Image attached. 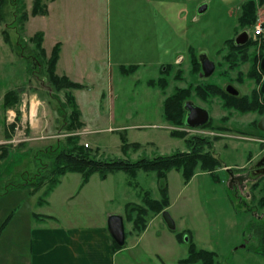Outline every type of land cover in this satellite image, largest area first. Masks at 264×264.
<instances>
[{"label": "rangeland", "instance_id": "1", "mask_svg": "<svg viewBox=\"0 0 264 264\" xmlns=\"http://www.w3.org/2000/svg\"><path fill=\"white\" fill-rule=\"evenodd\" d=\"M50 1L40 0L39 11L46 6L47 13ZM65 1L52 5L47 16L30 15L33 0H18L15 6L1 4L0 89L10 87L17 92L22 88L24 93L21 91L19 98L26 103V114L19 121L18 130L8 129L11 139L4 137L6 127L0 121V144H10L7 155L0 160V264H29L30 230L41 221L46 223L45 217L39 215L41 213L55 215L64 225L71 223L82 227L106 220L105 214L109 211L123 218L125 246L118 253L117 264H180L179 260L188 253L187 236L196 248L216 252L220 264H264V254L258 253L264 247L261 234L264 205L259 204L264 192V173L253 171L256 161L264 155V132L257 127L263 114L257 110L239 112L227 108L220 95L207 93L203 99L197 97L198 83L213 84L224 93L226 86L231 85L239 96L258 92L263 75H259L257 57L264 42L252 34L256 24L264 23L261 13L264 0H254L255 24L244 28L249 33L247 44L249 40L252 42L239 51L231 45L234 37L244 30L238 27L237 18L241 5L247 0H155L154 16L147 21L148 29L149 26L152 28L148 32L151 42L147 47H154L152 59L159 53L163 59H170L160 65L113 62L110 79L107 77L104 83L94 84L99 103L101 86L105 93L107 87L112 88L110 108H92L98 113L112 114L113 122L103 126L93 123L91 131L85 135L81 134L80 128L65 129L72 106L62 104L73 89L56 90L48 82L45 61L50 57L53 37L60 33L59 37L65 38L68 26L81 22L90 26L100 24L112 31L121 28L120 35L111 33L110 51L112 55L117 52L128 58L132 52H138L137 45L128 40L130 29L134 28L130 26L136 21L140 24L145 17L131 15L113 19L107 12L100 18H86L68 12L63 5ZM167 2L168 10L160 13L158 3H164L165 7ZM179 4L182 8L174 11ZM201 6L205 9L199 12ZM156 10H159L158 15ZM24 13L28 15L25 21L22 20ZM41 30L46 32L41 47L49 48L48 51L44 49V55L29 40ZM21 38L27 44L18 48L16 44ZM104 41L108 42L107 33ZM178 43L179 52L172 54V44ZM200 53H205L216 64L214 73L207 78L198 75ZM121 65L134 67L123 73L119 69ZM253 66L256 67L255 74ZM179 89L189 93L183 104L192 101L209 111V124L191 128L184 125V120L183 124L177 125L164 119V101ZM74 102L77 105L75 97ZM60 107L66 109L63 116L57 111ZM28 108H38L36 113L32 112V127L27 125ZM0 118H6L2 110ZM11 120H14L12 115L8 118L9 123ZM173 131L183 132L184 136L179 137ZM192 135L208 136L212 140L210 152L221 160V167L211 173L196 170L187 182L175 169H171L164 180H159L154 171L143 169L138 170L135 177L115 170L107 174L105 181L94 173L85 184L81 183L79 173L70 172L61 176L59 183L45 194L55 176L52 166H46L51 159L40 150L57 141L62 142L68 136H75L76 144L85 146L86 143L90 150L98 148V157L136 160L185 151L184 139ZM122 137L129 144L125 152ZM137 143L138 147L132 145ZM247 158L254 160L248 162ZM41 174L43 184L32 190L29 185L37 182ZM164 185L170 202L166 210L175 228H168L158 214L137 236L131 222L125 219V204H142L145 191L158 199ZM176 232L186 235L183 241L176 239Z\"/></svg>", "mask_w": 264, "mask_h": 264}, {"label": "crops", "instance_id": "2", "mask_svg": "<svg viewBox=\"0 0 264 264\" xmlns=\"http://www.w3.org/2000/svg\"><path fill=\"white\" fill-rule=\"evenodd\" d=\"M59 1L61 0H53L47 3L48 11L46 15L40 16L49 15L51 6L56 5ZM154 1L155 0H66L65 4L62 3L68 12L72 11V14L76 13L86 18H90V16L100 18L107 15V12H109L110 18L113 19L120 17L127 18V16L131 15L145 17L144 21L142 20L140 24L136 21L134 25L130 26L134 28L130 29L128 40L137 45L136 48L138 52H132V56L128 58H123L121 55H118L117 52L112 55L110 51L111 33L120 35V32L123 31L121 28L112 31L108 27H104L100 24H93L90 26L81 22L80 25L68 26L65 38L61 39L59 37V35H61L60 33L58 37L57 35L53 37V45L55 43L60 44L55 65L56 74L65 75L71 81L83 85L82 88L72 90V94L76 98L77 106L80 109V121L83 124L81 128L82 135L91 131L90 128L93 123H100L103 126L113 122L114 116L112 114L109 115L107 112L98 113L97 110H92V108H110L113 96L111 93L112 88L107 87V93H105L104 87L101 86V102L99 103V100H96L98 95L94 90V84H100V82L104 83L107 77L108 80L110 79L112 71L111 65L113 62L118 63L122 61L124 62L122 65H145L148 62L160 65L170 59H163L161 53L156 56V59H152L154 56L151 55V53H153L152 49L154 47L151 46L150 49L147 47L151 42V38L148 37V32L152 31L150 26L148 29L147 21L154 16ZM164 5V3H158V7H161L159 8L160 13H165V10H168L169 3L167 2L165 7ZM181 8L179 4L175 6L173 10L178 12ZM159 10L154 12H157L158 15ZM261 13L264 19V5ZM41 32L43 33L42 44H44L46 32L43 30H41ZM105 33H107L108 42L104 41ZM56 34H58V32ZM178 34L179 32L177 31V35ZM178 41L179 39L175 43ZM43 47L45 51H48V46ZM171 48L172 54L178 53L179 43L176 45L172 44ZM115 49H117V47ZM149 50L150 52H148ZM148 57L151 58L147 59ZM153 60H156V62H152ZM11 90L15 92V90L10 87L0 89V110L6 114L5 119L0 118V121L6 127L5 138H7L6 134L10 133L8 131V129H11L10 125L13 124L14 128L18 130L19 121H22V118L26 114V103L24 100L20 101L19 98L21 91H23L22 88L15 92L17 93L18 99L15 105L9 107L3 105L4 94ZM87 108H90V110ZM37 110L38 108H28V127L33 126L32 112L36 113ZM10 115L13 116L14 120H11L12 122L9 123L8 118H10ZM109 128L110 127H108V129ZM247 160L251 162L254 158H247ZM106 179L107 177L103 180L105 181ZM114 214L116 213L112 211L107 212L105 214V219L107 220L109 216ZM39 215L45 217L46 223L41 221L35 224L30 230L29 264H117V256L121 248H113V238L108 230L106 220L92 223L93 225L75 227L71 223L69 225L62 224L57 217L52 214L41 213ZM157 217L158 215L154 216L152 219H156ZM124 246L125 245H123V247Z\"/></svg>", "mask_w": 264, "mask_h": 264}, {"label": "trees", "instance_id": "3", "mask_svg": "<svg viewBox=\"0 0 264 264\" xmlns=\"http://www.w3.org/2000/svg\"><path fill=\"white\" fill-rule=\"evenodd\" d=\"M53 1V0H51ZM11 6H15L14 4L18 3V0H0V13H1V4H8ZM40 6V0H33V6L30 12V15H43L46 13V6H43V10L39 11L38 7ZM27 13L23 14L22 20H27ZM0 19H3L0 15ZM256 21V3L254 0H247L241 5V12L237 18V24L240 29H246V27H251L255 24ZM264 29V24L262 25ZM5 32V30H4ZM22 39V40H21ZM18 39L16 46L19 48L26 47V41L21 38ZM33 44H35L36 49L44 55V49L41 47V43L43 41V33L41 31L35 32L29 39ZM23 41V44H22ZM252 42L249 40V43ZM248 43V44H249ZM247 44V45H248ZM59 43H55L51 49L50 57L46 60V74L48 76V82L55 89H79L82 88L83 85L73 82L69 80L65 75H57L55 74V65L58 58L59 53ZM246 44L242 47H236L234 44L231 45V48L234 50H242ZM264 44L261 46V52L257 57L259 60L263 56ZM29 51L33 52L34 49L28 48ZM134 67V66H129ZM129 67L120 66L119 69L121 72H125L129 69ZM125 70V71H124ZM256 73V67L253 66V74ZM259 75L262 76L261 73ZM164 80H161L163 83ZM56 89V90H57ZM210 91L212 95H220L225 100L226 106L239 107L234 108L239 112L246 111H255L257 110L261 114L264 115V104L260 102V94L259 92H253V94L249 96H233L228 93L220 92L219 88L215 85L207 84L205 87H202L200 91L206 93ZM188 90L179 89L175 94L167 97L164 101L163 115L164 119L169 123L181 125L183 124L185 111L182 106L185 97L187 96ZM207 94V93H206ZM17 95L14 91H8L4 94L3 97V105L5 107L13 106L17 102ZM66 103L72 106V110L69 114V123L65 126V129L68 131L72 128H82L83 124L80 121V111L77 108V105L74 102L73 95L69 92L66 95ZM259 107V108H257ZM57 111L62 113V116L65 115V108H57ZM66 121V118L62 120L63 124ZM11 130H13L14 125L11 124ZM74 126V127H73ZM177 136L183 137V132H176ZM10 133L6 134L7 138H10ZM123 144L122 149L125 152V149L128 148V143L121 138ZM77 138L75 136H68L64 141H57L56 144L46 146L42 148L40 152H42L45 156L51 159L50 164L52 166V173H54L55 179H51V184L49 187L45 189V194H47L52 188H54L59 183V178L66 173L76 172L81 175V183L85 184L89 178L94 173H98L101 179H105L109 172L115 170H122L127 172L131 177H135L136 172L140 169L143 170H152L156 173V177L159 180H164L166 178L167 173L171 169H175L181 172L183 179L187 182L195 171L200 172H209L211 173L216 168L221 167V160L210 152L212 147V142L201 138L197 135H192L190 137H186L184 139L185 151H175L171 154H157L153 157H140L136 160H131L128 158H101L96 156L98 148L94 150H90L87 148L88 146L78 145ZM10 144H0V160L3 159L7 155V148ZM133 146L138 147L139 144H132ZM47 170V168H46ZM213 176V175H212ZM44 176H38V181L32 183V190L39 189L43 184L42 178ZM144 196L142 198V204H133L126 203L125 204V219L130 221L132 224V230L134 234L139 236L147 227L149 220L161 214L166 208L170 205L169 197L167 194V187L164 185L160 189L159 198H153L150 195L149 191H145ZM259 204L264 205V192L262 196L259 198ZM134 212V214H133ZM263 239H264V228L261 231ZM184 233L176 232L175 237L178 241H183ZM187 240L189 241L188 253L184 258L179 260L180 264H220L217 260V253L212 250H207L203 248H196L195 244L191 241V237L187 236ZM123 246L117 244L113 240V248L119 249ZM258 253L264 254V247L258 250Z\"/></svg>", "mask_w": 264, "mask_h": 264}, {"label": "water", "instance_id": "4", "mask_svg": "<svg viewBox=\"0 0 264 264\" xmlns=\"http://www.w3.org/2000/svg\"><path fill=\"white\" fill-rule=\"evenodd\" d=\"M204 9L205 6H201L198 9V11L202 12ZM248 39H249V33L247 30L244 29L234 37L233 43L236 47H242L245 44H247ZM198 60L201 64L203 75L205 77H209L210 75H212L213 72L215 71L214 62L210 60L205 53H200L198 55ZM258 67L260 72L264 74V54L259 60ZM225 89L226 92H228L231 95L238 94V91L231 85H227ZM259 94L261 96L260 100L264 104V79L261 81L259 85ZM183 108L186 112L184 118V125L187 127H191V128L197 127L206 123L209 120V112L205 108H201L197 106V104H195L192 101H186L183 104ZM257 127L261 131H264V115L259 119L257 123ZM259 167H264V161L261 160L255 164V168H259ZM161 216L168 228L170 229L175 228V223L167 210H164L161 213ZM107 227L113 240L117 244L123 245L125 239L123 218L120 215H116V214L109 216L107 218Z\"/></svg>", "mask_w": 264, "mask_h": 264}, {"label": "flooded vegetation", "instance_id": "5", "mask_svg": "<svg viewBox=\"0 0 264 264\" xmlns=\"http://www.w3.org/2000/svg\"><path fill=\"white\" fill-rule=\"evenodd\" d=\"M211 60V59H210ZM213 61V60H212ZM198 62H199V60H198ZM199 64H200V62H199ZM215 64V63H214ZM259 66V65H258ZM215 68H216V64H215ZM258 69H259V67H258ZM259 72H260V70H259ZM214 73V72H213ZM261 73V72H260ZM262 74V73H261ZM198 75H199V77L200 78H202V77H204V78H207V77H205L204 75H203V72H202V69H201V64H200V72H198ZM263 75V79H264V74H262ZM211 76V75H210ZM262 79V80H263ZM205 85L206 84H197V97H199V98H201V99H203V97L204 96H206V93H210V91L208 90L206 93H204L203 91H200V89L202 88V87H205ZM212 85V84H211ZM259 88V87H258ZM225 91H226V89H225ZM258 92H259V89H258ZM226 93H228V92H226ZM229 94V93H228ZM231 95V94H230ZM233 96H238V97H240L238 94L237 95H233ZM260 99H261V96H260ZM260 102H261V100H260ZM262 103V102H261ZM197 106H199V107H201V108H205V107H203V106H201V105H199V104H197ZM225 107H227V108H239V107H233V106H225ZM257 108H259V107H257ZM206 109V108H205ZM207 110V109H206ZM208 111V110H207ZM209 112V111H208ZM211 121V118H210V113H209V120L206 122V123H204V124H202V125H200V126H197V128H201V127H203V126H206L207 124H209V122ZM260 130V129H259ZM262 132H264V131H262ZM213 135H216V133L215 134H213ZM197 136H199V137H201V138H205V139H207V140H209V141H212V140H210V139H208L207 137L208 136H200V135H197ZM215 137V136H214ZM264 161V155L260 158V159H258L257 161H256V163L257 162H259V161ZM255 163V164H256ZM255 164H254V167H253V171H254V173L256 174V173H264V167H259V168H255Z\"/></svg>", "mask_w": 264, "mask_h": 264}, {"label": "built area", "instance_id": "6", "mask_svg": "<svg viewBox=\"0 0 264 264\" xmlns=\"http://www.w3.org/2000/svg\"><path fill=\"white\" fill-rule=\"evenodd\" d=\"M253 37H257L259 39V41L264 42V29L261 25V23H258L255 25V29L253 31L252 34ZM85 146H87V144L85 143Z\"/></svg>", "mask_w": 264, "mask_h": 264}]
</instances>
